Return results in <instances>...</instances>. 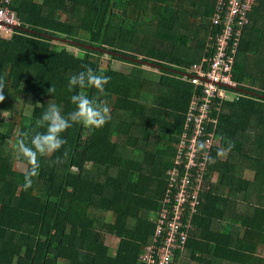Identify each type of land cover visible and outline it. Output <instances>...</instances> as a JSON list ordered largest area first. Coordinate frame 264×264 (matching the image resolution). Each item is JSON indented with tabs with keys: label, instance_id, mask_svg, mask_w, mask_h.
I'll return each instance as SVG.
<instances>
[{
	"label": "trees",
	"instance_id": "obj_1",
	"mask_svg": "<svg viewBox=\"0 0 264 264\" xmlns=\"http://www.w3.org/2000/svg\"><path fill=\"white\" fill-rule=\"evenodd\" d=\"M216 3L15 2L22 24L0 43V114H10L0 130V264H144L188 112L203 94L185 71L207 55ZM248 18L234 79L253 82L256 94L225 102L210 127L212 147L203 149L209 171L193 228L182 229L190 237L176 251L181 264H264L257 255L264 249V0H256ZM69 44L82 51L75 54ZM111 60L133 68L121 71ZM86 68L111 78L103 94L94 87L68 90L69 78ZM152 69L164 74L158 82ZM80 92L106 101L110 119L99 129L73 124L61 133L66 142L38 157V175L24 190L26 170L14 163L29 166L16 155L12 126L31 135L48 101L67 115L75 108L70 97ZM24 107L33 110L25 114ZM112 237L120 241L116 247Z\"/></svg>",
	"mask_w": 264,
	"mask_h": 264
},
{
	"label": "built area",
	"instance_id": "obj_2",
	"mask_svg": "<svg viewBox=\"0 0 264 264\" xmlns=\"http://www.w3.org/2000/svg\"><path fill=\"white\" fill-rule=\"evenodd\" d=\"M255 0H219L216 25L223 28L212 36L207 52L194 72L188 75L192 85L202 88V95H195L186 125L181 134V144L175 164L169 170V186L158 220V230L152 244L142 256L144 264H181L176 251L185 250L191 221L201 204L200 190L205 183L206 149H198L203 143L212 147V125L218 124L223 106L237 84L233 79L234 66L244 39V25L253 10ZM13 0H0V43L10 39L21 25L12 10ZM232 19V21H231ZM210 48L213 51H210ZM215 113H218L216 116ZM189 216V217H188ZM179 259V257H178Z\"/></svg>",
	"mask_w": 264,
	"mask_h": 264
},
{
	"label": "clouds",
	"instance_id": "obj_3",
	"mask_svg": "<svg viewBox=\"0 0 264 264\" xmlns=\"http://www.w3.org/2000/svg\"><path fill=\"white\" fill-rule=\"evenodd\" d=\"M218 8L219 0H217L215 5V12L213 14L214 28L210 31L208 44L211 43L210 39L212 36H217L223 30L215 22L219 14ZM110 79V77H107L102 72H96L92 68H86L85 71L74 74L69 78L68 90L71 92L76 87L80 89L94 87L98 92L103 94L105 85L110 82ZM4 89L5 82L3 78H0V102H3L5 99L3 95ZM48 91L52 95L55 93V89L52 86ZM70 102L75 108L69 114L64 115L62 114L60 106L51 100L48 101L46 110L35 121V128L32 129V134L29 135L28 132L17 133V139L13 147L17 157L26 161L29 166L24 172V190L32 187L33 178L38 175L40 169L38 157L56 152L66 142L61 138V133L65 132L73 124H82L89 130L99 129L110 119V108L106 101L90 99L83 92H80L72 95ZM39 129L45 130L41 132ZM205 147L206 145L203 143L198 145V149L201 150ZM226 151L225 149H221L218 154H223Z\"/></svg>",
	"mask_w": 264,
	"mask_h": 264
},
{
	"label": "rangeland",
	"instance_id": "obj_4",
	"mask_svg": "<svg viewBox=\"0 0 264 264\" xmlns=\"http://www.w3.org/2000/svg\"><path fill=\"white\" fill-rule=\"evenodd\" d=\"M255 4H256V2H255ZM137 16H138V13L135 16H133V18H136ZM231 21H232V19H231ZM66 48H68V50L74 52L75 54H79L82 51V50L78 49L77 47H75L71 44L67 45ZM102 59H103V64H104L103 66L107 67L108 62H110V61H106V60H108V56H104ZM111 61H112L114 68L119 69V70L124 71V72L130 71L133 68V65L129 62L120 61V60H111ZM197 65H198V63L194 64L190 68H187V70L185 71V74L186 75L192 74L194 72V70L196 69ZM152 71H154V73L158 74L157 76H159V77H154L153 81H155V82H158L159 78L164 75L163 72H161L157 69H152ZM233 79H234V71H233ZM234 81L237 84V88H235L234 92L237 93L239 95V97L236 98L233 93L232 94L230 93L229 97H228V101H226V102L237 103L240 101L241 98H248V97L252 96V94H256V92H254L253 82H248V81L240 82V81H237L236 79H234ZM32 110H33L32 107H24L23 108V111L25 114H30ZM15 117H16V120L19 121L21 114L15 113ZM9 120H10V114L8 112H3L0 114V130L1 131L5 130V126L7 128V124L9 122ZM19 132H20V126H19V124L15 123V125H13L11 128L12 136L16 139L17 133H19ZM14 168L18 172H24L27 167H26V165L21 164L18 160H16L14 163ZM217 176L218 175H216L214 177V181H216ZM246 176L247 177L253 176V178H254L253 172L247 171ZM109 241H110V245L113 247H116L117 245H119V242H120L119 239H116L113 237ZM257 255L264 257V249H262L260 252H258Z\"/></svg>",
	"mask_w": 264,
	"mask_h": 264
},
{
	"label": "crops",
	"instance_id": "obj_5",
	"mask_svg": "<svg viewBox=\"0 0 264 264\" xmlns=\"http://www.w3.org/2000/svg\"><path fill=\"white\" fill-rule=\"evenodd\" d=\"M17 0H13V3H12V10L17 14V16H18V18H19V20H20V22H21V24H22V21H21V19H20V16L18 15V12L14 9V5H15V2H16ZM15 169V168H14Z\"/></svg>",
	"mask_w": 264,
	"mask_h": 264
}]
</instances>
